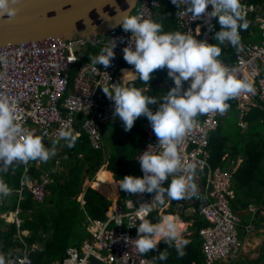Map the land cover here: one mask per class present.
<instances>
[{"label": "built area", "instance_id": "obj_1", "mask_svg": "<svg viewBox=\"0 0 264 264\" xmlns=\"http://www.w3.org/2000/svg\"><path fill=\"white\" fill-rule=\"evenodd\" d=\"M162 0H138L133 15L143 12L145 18L154 19L155 12ZM242 11L246 19L254 15L252 24L259 31V41H242V49L237 51L231 45H222L224 56L219 59L230 69H235L238 78H247L253 82L255 93L241 94L228 101L229 108L223 113L235 109L239 125L246 127L244 116L259 101H264V3L256 5L241 0ZM211 10V6H209ZM177 28L181 32H191L200 26L201 33L197 39L214 40L216 21L209 28L203 20L193 21L183 10L175 13ZM130 33L122 27L110 29L105 34L88 37H55L49 36L40 40L23 41L17 44L0 47V94L7 95L16 105L17 114L21 117L26 131L44 135V143L57 138L63 128H70L74 134L80 135L77 128V118L80 128L88 138L93 149H99L102 144L101 127L113 118L114 102L103 92V87L112 89L115 86L138 87L147 89L148 85H138L134 78L123 80V67L120 59ZM242 38V33L240 31ZM112 39L117 41L114 49L116 55L111 66L104 69L102 65L93 66L85 60L87 48H97L109 45ZM100 52V51H99ZM96 52L95 55L99 54ZM124 75V74H123ZM220 113L199 115L196 126L186 135L182 152L186 163L196 162L198 167L194 182L199 189L198 197L185 198L186 204L192 205V210L209 222L199 229L201 250L206 264L217 260H230L239 251L237 227L240 217L234 214L228 206V197L233 196L232 175L234 170L212 166L209 141L212 132L218 127ZM145 145L135 155L138 165L139 155L148 149L149 144L156 146L158 141L149 122L143 126ZM153 150L159 151L156 146ZM223 159L226 157H222ZM232 163V162H231ZM39 161L22 163V170L17 182L13 185L5 181L11 189L8 196H0V228L6 230L8 224L16 227L15 237L24 242L28 230L21 228L23 219L22 204L25 193H29L35 202H42L46 187L50 183L47 171L35 176L34 169L41 170ZM143 172L141 170V176ZM0 178H2L0 176ZM133 201L114 203L108 207L103 219H90L86 225L88 237L83 238L78 247L70 246L60 264H152V261L138 253L135 246L137 226L140 223V204L136 201L152 202L155 193L138 194ZM11 199V202L9 199ZM125 237L128 239L126 240ZM24 242L21 255L6 259L10 264H30L28 256L30 249ZM32 247H36L33 245ZM95 258L99 262L92 261Z\"/></svg>", "mask_w": 264, "mask_h": 264}, {"label": "clouds", "instance_id": "obj_2", "mask_svg": "<svg viewBox=\"0 0 264 264\" xmlns=\"http://www.w3.org/2000/svg\"><path fill=\"white\" fill-rule=\"evenodd\" d=\"M171 3L178 11L182 9L186 15H190L191 20H203L209 28L213 27V18H218L220 30L216 31L213 37L216 42L209 43L206 39H197L201 33L199 25L195 35L191 32L164 31L161 22L151 17L145 18L143 12L133 15L135 6L131 14L126 13L122 17L119 24L124 32L131 34L122 49L123 59L134 67L137 75L135 80L138 78L150 86L149 82L153 78V73L167 69V76L173 81L174 86L160 96L147 95V89L134 86H115L112 89L103 87L104 94L114 102L113 118L119 117L125 131H130L134 122L144 116L149 121L158 141L156 146L159 147V151L153 150L156 146L149 144L148 149L139 155L140 165L136 163L139 167V176L125 175L116 185L129 195H136V198L138 194L155 193L152 201L156 203L152 208L150 207L152 202L136 201L135 203H139L141 209L135 246L140 254L157 252L158 255L153 258L154 261L167 259L168 253L159 251L161 241L168 247H174L177 254L183 256L184 249L190 240L184 237L192 236L194 232H197L201 240L199 229L209 222L194 212L192 205L185 203L186 200L181 201V199L199 195L198 186L194 182L198 165L196 162L186 163L182 152L186 135L197 124L196 118L202 114L220 113L221 115L218 116L220 123V118H223L225 115L223 113L229 108L230 99L237 98L241 94L255 93L252 81L246 77L238 78L236 70L230 69L219 59L222 51L220 45H231L237 51L243 47L240 31L247 30L250 22L242 11L241 0H171ZM15 4L16 0H0V16L6 15L10 20L14 18L19 11L13 6ZM116 46L117 41L112 39L99 54L89 57L93 71L96 70V65H102L104 69L111 66V61L116 55L114 51ZM185 82L188 84L187 88H185ZM150 105H158V107L153 111ZM252 108H264V101H259V105ZM246 116L247 114L244 116L245 128H242L238 121L242 129L247 128ZM46 135L47 133L37 135L26 131L21 117L17 114L16 105L7 95L0 94V176L7 174L16 163L27 164L29 161L46 163L54 157L55 147L45 146L44 136ZM77 138L78 135L74 134L70 128H63L53 140V145L64 140L68 147H72ZM223 156L226 158L222 160H227L229 157L227 153ZM234 159H230L229 165L222 168L233 169L235 172L239 165L235 164ZM55 169L60 170V166L58 168L55 166ZM45 171L50 175L49 169L42 170L40 173ZM51 180L50 176V183ZM5 181L3 177L0 178V196L10 194L11 189ZM232 188L233 196L228 197V202L235 195L233 182ZM47 191L48 189H46L45 197ZM27 194L30 197L28 192ZM30 199L32 203H35L34 205L44 201L43 199L42 202H35L31 197ZM26 200L25 193L23 204ZM228 206L230 207L229 203ZM153 210L159 216V221L155 223L147 219ZM25 211L29 214L32 209H23L20 214L23 219L22 225L25 218H30L25 217ZM166 216H171L173 219ZM202 221L205 222L204 225L197 228L195 224L199 222L200 225ZM22 225L21 228L29 232L25 237H29L30 230ZM12 226L16 233V227ZM240 226L241 218L238 227ZM189 228L192 229L189 230ZM125 239L128 238L125 237ZM81 241L70 246L80 248ZM33 245L39 246L38 243ZM13 253L21 255L20 251H13ZM9 254L11 255V252ZM65 255L64 252L61 260H55L53 264H60ZM0 264H10V262L0 256Z\"/></svg>", "mask_w": 264, "mask_h": 264}, {"label": "trees", "instance_id": "obj_3", "mask_svg": "<svg viewBox=\"0 0 264 264\" xmlns=\"http://www.w3.org/2000/svg\"><path fill=\"white\" fill-rule=\"evenodd\" d=\"M247 1L256 5L264 3V0ZM177 10L171 0H162L156 9L154 20L163 24L164 31H179L175 17ZM253 19L254 15L248 16L247 20L250 24L247 30H241L242 41H248V35L255 30L256 26L252 24ZM215 25L216 31H219L218 19ZM220 46L222 47V45ZM90 49L91 51L88 50L85 56L87 61H90L89 57L94 56L102 47H90ZM221 55L224 56V51H221ZM125 63L122 57L120 59L122 67L132 66ZM131 72V70H123L125 76H129ZM135 83L145 85L138 78ZM149 84L147 90L155 88L166 92L174 86L173 81L167 76V69L153 73V78ZM187 87L188 84L185 82V88ZM246 122L248 130H251V136L238 149L234 146V140L232 141L231 137L225 134V128H223L225 124L222 118H220V123L212 133L209 141V149L212 155L211 164L213 166L224 167L226 165L227 161L222 160L225 153L231 159L236 158L238 154L244 158L232 176L235 195L229 200V205L232 212L241 218L240 229H244L251 224V233L245 231V234L241 235L242 237H238L239 256L223 263H215V261L212 264H264V238H262L256 250L246 247L248 240L243 239V236L250 239L256 238V236L259 237L261 234L264 235L263 231L258 232V228L262 226L260 223L264 220V213L261 216L259 215L261 206L264 207V108H252L247 113ZM80 123V119L77 118L79 127L77 129L80 135L74 146L68 147L64 140H60L55 144L60 148L58 152L60 170L55 169L54 163L41 165V171L49 169L52 177V182L47 186L48 191L44 201L34 205L35 203H32L26 193L27 200L24 202L23 207L32 209V211L29 214L25 211V217L29 216L30 218H25L22 227L29 229L31 233L29 237L24 239V242L30 245L28 254L30 264H53L55 260L60 261L68 246L76 244L84 238L82 233L78 231V226H81L85 236L88 218H105V212L111 203L100 193L115 194L116 183L111 181V177L107 172L102 168L100 169L102 165L106 164L107 171L114 175L117 182L125 175L139 176V167L134 160V156L145 144L143 126L146 121H143V118H138L130 131L124 130L121 120L111 123L114 130L113 138L108 133L111 140L107 143V133L104 130L105 135H102L101 147L96 150L90 146L87 136L80 128ZM258 128L259 130L262 129L261 133L255 131ZM137 139L139 140L137 141ZM45 146L51 148L52 141L47 142ZM72 158H75L74 162H70ZM97 163L100 165L97 166ZM31 169L32 174L35 176H38L41 172L34 169V166H31ZM21 170L22 163H16L9 169L7 174H1V176L13 185L17 182ZM87 170L88 172H85ZM95 173H97V176L94 181ZM122 197L129 199L130 195L121 191ZM120 203H123V201ZM251 205L257 208L255 213L247 209ZM239 209H242V211ZM245 214L249 215V218ZM147 219L155 223L159 221V216L153 210L149 213ZM204 223L202 221L199 225V222H197L195 225L199 228ZM14 233L15 229L11 224H8L6 230L0 229V245L2 247L0 256H3L5 260L9 257L11 251L21 252L24 246V242H21L17 237H13ZM197 237V232H194L193 239L189 240L188 237H184L189 240V243L184 249L185 254L183 256H179L174 247H168L163 241L159 244V251L168 253L166 260L154 261L153 258L158 255L157 252H149L143 255L149 258L152 264H206L201 250V240L198 239V242H196ZM34 243H38L39 246L32 248ZM246 249L249 252L248 256L244 257L241 253ZM16 254L14 253L12 256Z\"/></svg>", "mask_w": 264, "mask_h": 264}, {"label": "water", "instance_id": "obj_4", "mask_svg": "<svg viewBox=\"0 0 264 264\" xmlns=\"http://www.w3.org/2000/svg\"><path fill=\"white\" fill-rule=\"evenodd\" d=\"M136 3L137 0H16V16L11 20L0 16V47L49 36L69 39L104 34L118 26L126 13L131 14Z\"/></svg>", "mask_w": 264, "mask_h": 264}, {"label": "rangeland", "instance_id": "obj_5", "mask_svg": "<svg viewBox=\"0 0 264 264\" xmlns=\"http://www.w3.org/2000/svg\"><path fill=\"white\" fill-rule=\"evenodd\" d=\"M248 37H249V42H258L259 41V31H258V29H256L255 28V30L254 31H252V32H250V34L248 35ZM216 41H211L210 43H215ZM91 51V49H90V47L89 48H87L85 51L87 52V51ZM126 65H129V64H127V63H125ZM170 83V82H169ZM163 93H166V91H164V90H160V89H155V88H151V89H149V90H147V92H146V94L147 95H154V96H160L161 94H163ZM150 107L153 109V111H155L156 110V108L158 107V105H150ZM222 120L224 121V127L223 128H225V134L227 135V136H230L231 137V140L233 141L234 140V146H235V148L236 149H238L239 147H241L242 146V144H243V142L246 140V139H249L250 138V136H251V130H248V127L246 128V129H242V128H240L239 126H238V117H237V114H236V112H235V110L234 109H231L228 113H226L224 116H223V118H222ZM108 125V124H107ZM114 130H113V128H112V125L110 124V125H108V127H107V135H106V141H107V143H109V140H111V138H110V135L108 134V133H110L111 135H112V138H113V136H114V132H113ZM255 131H257V132H260L261 133V131H262V129L261 130H259V128L257 129V130H255ZM133 134V133H132ZM139 139H137V141H138ZM106 144V143H105ZM52 145H53V141H52ZM237 156H241L240 154H238ZM236 156V157H237ZM242 157V156H241ZM231 158L230 157H228L227 158V162H226V165L225 166H227V165H229V160H230ZM232 159H234V158H232ZM50 161V160H49ZM75 161V158H72V160L70 161V162H74ZM252 161H254L253 159H252ZM46 165H50V164H47L46 163ZM85 174V173H84ZM93 180H94V177H93ZM52 181V180H51ZM54 182V181H53ZM46 189H47V187H46ZM11 199L12 198H10L9 199V201L11 202ZM82 207V206H81ZM247 209H249V210H251L252 211V213H255L256 212V210H257V208L255 207V206H249ZM240 211H242V209H239ZM264 213V209H262L260 212H259V215L261 216V214H263ZM245 216L246 217H248L249 218V215H247V214H245ZM79 219H81V217H79ZM260 224H262V226H260L259 228H258V232H264V220L260 223ZM180 225V224H179ZM78 231L80 232V233H82V235H83V237H84V233L82 232V228H81V226H78ZM190 229H192V228H189V230ZM237 232H238V237H242L241 235H243V234H245V231L243 230V229H240V227H237ZM251 233V232H250ZM45 235H47V234H45ZM194 235V234H193ZM193 235L192 236H189L188 238L189 239H193ZM264 235L263 234H261L259 237H257L256 236V238H251V240L250 241H247V246L246 247H250V248H254V249H256L257 247H258V245L261 243V240H262V238H264L263 237ZM85 237H88V235H86L85 234ZM244 237V236H243ZM198 239H200V237L198 236L197 237V239H196V242H198ZM257 242V243H256ZM79 243V241L76 243V244H78ZM41 246V245H40ZM2 250V247H1V245H0V251ZM248 252L249 251H247V249L245 250V251H243L242 253H241V255H243L244 257L245 256H248ZM239 256V254H237L234 258H232V259H235V258H237ZM226 261H228V260H226ZM225 261V262H226ZM224 261H222V260H218V261H216L215 263H223ZM180 264V263H179ZM204 264V263H203Z\"/></svg>", "mask_w": 264, "mask_h": 264}, {"label": "crops", "instance_id": "obj_6", "mask_svg": "<svg viewBox=\"0 0 264 264\" xmlns=\"http://www.w3.org/2000/svg\"><path fill=\"white\" fill-rule=\"evenodd\" d=\"M123 70L124 69H127V70H131L132 72L129 74V76H125V75H123L122 74V76H123V80L125 81L126 80V78H128V77H130V78H136L137 77V75L135 74V72H134V67L133 66H130V67H123L122 68ZM123 72V71H122ZM141 118H143V121H146V122H149L148 120H147V118L146 117H144V116H141L140 117V119ZM118 120H120L119 118H118ZM117 120V121H118ZM117 121H108V122H106L102 127H101V133L102 134H104L103 133V131L104 130H106L107 131V127H108V125H110L111 123H116ZM108 124V125H107ZM106 131H104L105 133H107ZM105 135V134H104ZM55 147V152H56V154H55V156L54 157H52L51 159H50V161H47L46 163L47 164H53L54 163V165L58 168L59 166H60V160H59V154H58V152H59V150H60V148L58 147V146H55V145H52V147ZM51 147V148H52ZM69 156H71V154H69ZM52 159H53V161H55V162H53L52 161ZM243 159L244 158H238V157H236L235 159H234V161H235V164H237V165H239L242 161H243ZM43 164H46V163H44V162H42ZM98 164V163H97ZM100 165V164H99ZM98 166V165H97ZM102 168V170H104L105 172H107L109 175H110V177H111V181H113L114 183H116V185H117V181L115 180V178H114V175H112L109 171H107V169H106V164H104V165H102L101 167H100V169ZM85 172H88V170L87 171H85ZM96 176H97V173H95V175H94V181L96 180ZM93 183V182H92ZM91 183V184H92ZM116 192H115V194H110V193H108V194H103V193H100L99 191V193L100 194H102L105 198H107L109 201H110V203H111V205H114V203H117V202H122L123 201V199H127V198H121V191L122 190H120L119 189V187L118 186H116V190H115ZM129 198H131L133 201L135 200V198H136V195H130V197ZM125 201V200H124ZM23 209H25V210H28V208H25V207H23ZM262 209H264V207L263 206H261V210ZM166 217H170V216H166ZM250 226H251V224H249ZM179 226H181V225H179ZM250 226H246L247 227V230H246V227L243 229L244 231H246V232H248L249 234H250V231H251V227ZM250 227V228H249ZM180 229L182 230V228L180 227ZM86 235H87V232H86ZM85 237V236H84ZM86 238V237H85ZM243 239H247L248 241H250L251 240V238L249 239V238H247L246 236H244L243 237ZM83 240V239H82ZM257 243V242H256ZM259 246V245H258ZM257 249V248H256ZM256 249H254L253 248V250H256ZM180 264H182V263H180Z\"/></svg>", "mask_w": 264, "mask_h": 264}, {"label": "bare ground", "instance_id": "obj_7", "mask_svg": "<svg viewBox=\"0 0 264 264\" xmlns=\"http://www.w3.org/2000/svg\"><path fill=\"white\" fill-rule=\"evenodd\" d=\"M102 130V129H101ZM103 135V134H102ZM32 170V169H31ZM32 172V171H31ZM170 218H172L171 216H170ZM179 225V224H178Z\"/></svg>", "mask_w": 264, "mask_h": 264}]
</instances>
